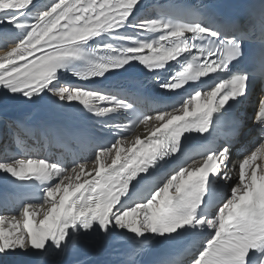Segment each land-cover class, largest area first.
Here are the masks:
<instances>
[{"label":"snow or ice","instance_id":"6c2138e0","mask_svg":"<svg viewBox=\"0 0 264 264\" xmlns=\"http://www.w3.org/2000/svg\"><path fill=\"white\" fill-rule=\"evenodd\" d=\"M139 4L140 0H55L39 10L34 0H0V89L12 96L31 101L48 94L68 104L78 101L98 117L130 109L115 95L59 83V72L83 55L80 45L105 34L125 46L105 45L104 51L113 55L76 74L79 80L103 77L136 62L148 71L171 69L161 87L187 93L171 110L140 115L130 124L129 129L152 119L158 122L147 138L136 137L127 147L121 146L127 143L122 138L99 146L94 162L74 159L71 167L39 157L0 162V170L12 177L44 186L42 202L30 193L20 199L22 222L16 215L0 216V256L58 255L74 247L82 235L111 237L118 232L131 234L128 239L135 242L126 264H137L135 258L149 236L191 237L187 264H264V99L255 117L258 144L241 159L230 160V146H224L202 151L195 163L190 162L194 158H181L162 175L150 171L158 158L175 156L185 134L214 132L226 123L225 106L247 98L257 79L264 82V75L233 72V62L242 60L250 37L229 36L216 20L137 19ZM125 27L135 29L137 36L115 35ZM157 32V38H140ZM259 39L264 45V34ZM202 78L212 82L205 84ZM190 82H199L195 90L185 88ZM54 180L58 182L51 183ZM225 185L229 194L221 195Z\"/></svg>","mask_w":264,"mask_h":264},{"label":"bare ground","instance_id":"6f19581e","mask_svg":"<svg viewBox=\"0 0 264 264\" xmlns=\"http://www.w3.org/2000/svg\"><path fill=\"white\" fill-rule=\"evenodd\" d=\"M55 0H34V3L37 6V9L39 10H45L48 6H50L51 3H54ZM146 18L152 19L151 13H146L144 15ZM0 27H3L0 25ZM8 28L12 31H15L14 28H12L11 25H8ZM119 34L129 35L136 37L137 32L135 29L131 27H125L123 31H120ZM151 33H144L140 38H146ZM87 44H91L93 46L98 47L99 49H104L105 45H112L114 48H122L125 46L124 41L115 40L112 38V35H101L95 39L89 40ZM59 83L65 84V85H77L78 82L74 81L72 79L67 78L64 73L59 72ZM255 92V91H254ZM252 93L248 98L247 102L244 103L246 107L244 110H246L247 115L241 119V128L244 127V125H248L249 132L248 136H246V140H241L240 138H235L233 141L230 142H222L221 147L224 146H230L231 150V156L230 160L236 161L241 159L246 153H248L251 149L254 148L258 144V137L260 135V127L259 123L252 122L249 123L248 120V113L250 111V108L252 106V102L255 99V93ZM109 95V94H105ZM35 97L33 98V100ZM33 100L29 101L26 100L23 96H8L4 100L0 102V135L3 138V141H7V143H2L1 145H4L0 147V162H8L12 163L15 162L21 158H27V157H39V158H45L46 150L42 146H34L30 148V151L28 154L20 153V149L22 148L25 152H27L29 149L24 147V143L21 141L19 142L21 147H16L15 142L13 140L12 135H16L17 132L8 130L5 131L4 134L1 133V130L4 125L10 124L12 126L16 125L17 121L15 118H18L19 120L26 121L27 118L32 113V103ZM77 105L80 104L78 101H73L69 105ZM104 106V105H101ZM171 110V109H170ZM149 111V110H148ZM156 114L153 113L151 116H154ZM14 115L15 117L10 119V116ZM123 113L122 109H116L113 112H110L109 114L105 116H96L93 114L92 121H93V129L99 134L103 136L104 140H114L117 139H124L127 143L121 145L123 147L130 146V143L134 141L136 137H140L141 139L147 138V136L150 134V131L158 126V122H156L154 119L149 120L148 124H141L135 131H133L129 136L127 137H121L118 138L116 131L121 130L123 135H126L129 131L125 127V122L123 121ZM109 124H117L120 125L119 129L115 128H109L106 127V125ZM13 140V141H12ZM12 141V142H11ZM96 155V154H95ZM95 155H85L80 158V156H75L74 158H51L50 162L54 163H60L64 164L67 167L72 166V161L74 159L79 161H93ZM111 157L107 160V163H110ZM259 162V161H258ZM192 163H195V161H192ZM88 171L92 170V164L88 165V168L86 169ZM0 173H5L2 170H0ZM56 180L52 181L53 184H55ZM218 183L220 185L223 184L222 180H219ZM227 186V185H226ZM227 191L226 195L229 194L228 187L225 189ZM223 190H221L222 192ZM22 207L20 208H13L6 211L5 214H1L0 216L9 217L11 215H16L18 219H21L20 216ZM42 218V216H37V220ZM151 237V236H149ZM135 244L134 241L131 240H125L123 238V235H120L118 232H114L111 237H105L103 234L100 233H91V234H85L82 235L78 241V243L74 247H70L65 252H62L60 254H50L48 256L39 257V258H33V257H21L18 255H6V256H0V264H33V261H36V264H116L119 261L123 259L122 253L126 246ZM190 257L188 256L186 260L183 261V264H187Z\"/></svg>","mask_w":264,"mask_h":264},{"label":"rangeland","instance_id":"374dc122","mask_svg":"<svg viewBox=\"0 0 264 264\" xmlns=\"http://www.w3.org/2000/svg\"><path fill=\"white\" fill-rule=\"evenodd\" d=\"M244 140H246V139H244ZM92 153V152H91ZM96 153V152H95ZM226 193H227V191H225L222 195H226Z\"/></svg>","mask_w":264,"mask_h":264}]
</instances>
